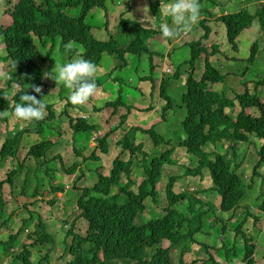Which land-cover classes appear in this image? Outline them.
Wrapping results in <instances>:
<instances>
[{"label": "trees", "instance_id": "trees-1", "mask_svg": "<svg viewBox=\"0 0 264 264\" xmlns=\"http://www.w3.org/2000/svg\"><path fill=\"white\" fill-rule=\"evenodd\" d=\"M3 1L6 3V16L11 19V24L7 27L0 25V48L3 43L4 57L9 60L10 70V62L18 61L14 73L17 77L6 81V84L8 88L17 84L21 88L10 97V100L5 94L6 90L0 89V111L11 112L15 103H22L19 97L25 91L26 94H34L28 85L48 86L45 79H42L45 67L41 66L39 60L51 61L54 50L59 49L61 52L71 53L70 60L75 57H83L94 62L97 67L102 64L105 55H114L116 62L110 72V79L119 84H124L125 81H121L115 73L130 66L131 59L128 55L141 58L144 54H151V75L146 78L141 77L140 80L152 83V96L154 90L158 88L160 98L167 103L162 109V116L165 119L168 111L172 108V99L168 93L170 84L180 78V72L175 70L173 75L171 73V76L161 78L156 85L158 80L153 77L154 71H152L155 68L153 63L155 53L151 52L147 46V40L156 33L155 30L143 29L137 21H122L121 19L119 29L124 35L127 34L131 38L129 45L122 47L113 37L107 41L97 40L93 28L87 23L93 11L100 10L106 13L109 11L107 0H62L60 2L44 0L41 5L37 0H20L15 5H11L8 0ZM158 1H161L162 10L164 0ZM260 1L264 2V0ZM199 3L201 4V2ZM158 8L160 7H157L154 14L156 17ZM256 9L254 13L241 10L221 16V21L227 28L228 42L232 44L234 51H237L235 40L243 30L252 25L253 21L260 22L264 33V6ZM73 10L77 11V17H72L69 14V11ZM130 12H132L131 8ZM205 13L206 10H200V15L205 16ZM167 23L171 25V20ZM208 23L209 21L206 20L202 22L205 34L201 39L185 43L190 47V54H192V58L189 60L192 64L190 66L192 71L189 72L185 81L186 91L181 96V103L186 110L182 122L184 139L175 146L171 147L169 142L154 128L148 130L143 127L127 129L128 121L133 120L131 115L135 114L138 108H129L127 112L122 109L126 107L121 99V90H119L117 98L108 101L105 105V110L109 112L106 123L111 128L108 129L106 125L105 128L108 130L103 133H101L102 124H91L90 118L87 117L73 118L68 115L70 117L69 126L75 139L79 133L96 132L98 129L97 133H101L95 139V142L98 141V143L89 157L86 158L75 150L78 157L84 158V164L89 161L90 163H100L102 156H105L106 161L111 156L114 158L110 175L106 177L98 172V183L92 189L82 190V194L78 198L77 207L80 218L84 219L87 224V232L85 235H80L75 233L73 228L67 232L66 236H72L73 239L70 245L73 261L69 264H174L171 261L169 248L183 243V251H186L190 243L195 242V239L196 243L203 245L206 251H210L214 247L195 236L198 232L210 235L217 231L215 229L209 232L204 230V222L210 212L223 223L222 228L218 231L222 235V240L217 241L218 246L219 242H223V245L216 251L223 253V259L234 260L239 255L240 263L238 264H264V250L261 252L263 261L259 262L256 256L257 245L254 243L253 237L255 230L250 233L248 224L251 218L253 220L251 227H254L259 222V218L264 217V103L256 94H251L248 88L243 94L235 95L233 99L225 96L217 99L213 93L209 92V86L221 83L224 76L211 62V59L220 53L218 46L212 45L211 52H209L205 45L204 40L208 41L211 35L210 27H205ZM106 28L110 34V20ZM102 29L100 28L99 31ZM69 44H80L84 47L83 51H79L76 46L66 47ZM49 45L50 50L46 54L44 51L48 49ZM251 54L252 57L249 60L253 62L255 56L253 48ZM202 55L206 57L205 68L202 79L197 80L194 77V67ZM95 83L98 89L103 86L101 80H95ZM259 84H264V79ZM5 96L6 99L3 98ZM37 98L43 99L47 105L46 117L40 121H32L34 124L40 125L38 129H19L15 132H8L0 149V160L19 156L22 146L28 144L30 147L29 156L38 161L42 160L41 169L46 168L45 174L52 184L55 180V173L50 167L53 165V161L58 160L60 156L49 158L47 153L56 143L47 139L32 145L31 135L42 133L43 125L54 121L56 113L54 104L45 102L43 92ZM61 100H65L67 106L72 105L66 97ZM233 107H238L240 110L236 118H232L228 113V109ZM150 110V108L139 109L146 115L150 114L148 113ZM253 110H257L258 115ZM97 112L101 113L102 109ZM118 112H121V116ZM10 119L11 117L0 119V124L7 126ZM114 122L117 123L113 124ZM49 128L56 131L52 125ZM55 128L58 129L59 126ZM120 128L122 131L127 130V134L115 142L114 135ZM139 132L149 134L156 148L162 147V145L170 148L149 161L148 158L151 156L143 151L144 145H137L135 142V136ZM58 135L62 137L63 132H59ZM253 137L257 140H254ZM242 144H248L249 147L254 146L258 152L259 161L251 170L248 167L251 165L246 164L245 158L237 165V159L241 160V157H238L236 150ZM176 148L185 149L188 154L198 157L197 166L195 168L187 167L182 177L185 179L200 178L204 181L210 176L212 181L210 192L221 198L222 202L219 206L206 204L200 198H195L194 194L190 192L176 193L174 184L176 178L179 180L178 177L171 178L164 190L161 188L162 195L160 196L158 187L163 179L165 167L178 166L173 159ZM215 148H217L216 151H214ZM223 149L229 153L222 154L221 152L225 151ZM246 153L248 154L249 150H246ZM65 166L63 173L66 175H74L81 167L79 165ZM23 168L24 165L18 171L7 174L4 181H0V204L3 203V197L6 194L5 187L9 190L15 185L14 178ZM139 170L142 171L143 178L136 182L132 174ZM248 172L253 175L250 182L245 180V174ZM257 178H260L261 181ZM123 179L126 181L124 182ZM249 183L251 184L249 185ZM246 187L247 193L244 192ZM52 189L54 193L66 192L65 188L61 187L54 186ZM249 192L253 195L248 196ZM35 194L40 196L38 190ZM254 194L261 196L259 199L261 202L257 203L252 200L256 212L251 214L243 209L245 207L242 203L245 197H249L251 200ZM163 198L167 206L161 211L160 218H158L156 214L158 208L162 207ZM54 201H51L50 204H53ZM148 205L155 207L156 212H151L148 218H144L142 225L137 224L138 217L148 211ZM183 206L186 207L184 210ZM199 206L201 208L208 207L209 210L202 213L201 210H197ZM0 211L1 215L2 207H0ZM241 212L243 213L241 222L236 224L230 220L231 227L225 223V216L236 219L235 217ZM66 222L64 221V223ZM233 231L239 237L233 236L232 238L230 234ZM36 234L38 235L36 243L42 247L46 243L54 244V238L41 219L36 225ZM241 238L244 240L243 245L239 243ZM164 241L169 243L168 246H161ZM17 242L18 238L11 236L7 242H0V247H5L6 254H11V248H14ZM31 248L32 246L30 250L29 248L27 250V246H25L22 254L15 258V262L18 264H41L33 261L36 254L31 251ZM232 252L234 254H231ZM182 256L178 264H193L184 261ZM46 258L48 259V256ZM211 263L218 264L215 254L210 260Z\"/></svg>", "mask_w": 264, "mask_h": 264}, {"label": "rangeland", "instance_id": "rangeland-1", "mask_svg": "<svg viewBox=\"0 0 264 264\" xmlns=\"http://www.w3.org/2000/svg\"><path fill=\"white\" fill-rule=\"evenodd\" d=\"M11 5L18 4L20 0H8ZM44 0H37L38 4L41 5ZM62 1V0H53ZM231 1V2H230ZM163 7L170 0L163 1ZM201 8L207 7L208 10L205 13V17L209 19V23L205 25L212 29V35L210 37L211 41H205L209 52H211L210 46L217 45L219 54H216L212 59V64L217 67L222 75L224 76V81L219 84L210 85V92L217 99L222 97H228L233 99L237 94H243L248 88L251 94H256L261 101L264 103V84H259L260 81L264 79V33L261 29L260 22L258 20L253 21L252 25L243 30L241 34L236 39L237 51H234L232 45L228 43L227 40V28L223 21L210 22L215 16H222L227 14H232L239 12L240 10H248L254 13L256 8H261L264 6L262 1H246L243 3L241 0H207L201 1ZM153 4V5H152ZM260 6H259V5ZM107 5L109 11H93L87 20L88 25H90L94 30V35L97 40L107 41L113 37L122 47H127L131 41L130 36L124 35L119 29L121 19L127 21H137L143 29H153L156 33L152 34L147 40V46L151 52H154L153 63L156 68L153 77L158 80L156 85L161 78L173 75L175 70L180 73V78L178 80L172 81L170 84V89L168 91L172 99V108L168 111L165 119L162 116V108L167 104L159 96V90L156 88L151 95V82H143L142 78L151 75V54H144L141 58L138 56H129L131 59V64L129 67H124L123 71H116L115 75L120 78V80L125 81L124 84L115 83L110 79V72L115 65V58L112 54L105 55L102 64L97 67V73L93 77L95 80H101L103 86L97 90L96 94L90 98V100L82 106H67L65 100H61L66 97L68 101V96L70 90L64 86L56 85L53 80L45 79L48 86H41L42 92L44 93V100L47 104H54V111L56 117L54 121L47 122L43 125L44 129L39 135H31L32 145L38 144L39 142H44L47 139L53 140L54 146L47 153L49 158L54 156H60L58 160L53 161V165L50 169L55 173V180L50 184V180L45 174L46 168H42V160L38 161L34 157L29 156L30 147L28 144L22 146V152L19 159H5L0 160V181H4L11 171H18L22 165H24L23 170L15 177V185L9 190L5 187V196L3 197V203L0 204L2 207V214L0 215V242H6L11 236L18 238V245L15 246V254L7 255L3 248L0 247V264H17L15 262V257L20 255L25 246L27 250L35 244V239L38 237L36 235V224L41 219L47 226L48 232L55 238V244L46 243L43 247L35 248V257L33 261L35 263L41 264H69L72 260L68 252V247L71 245L72 236H66L67 232L73 228L74 232L80 235H85L87 232V225L84 220L81 221L79 218L80 212L77 207L78 198L82 194V190L92 189L99 181V174L108 177L110 171L113 168L114 158L111 156L109 160H105V156H102V161L100 163H86L84 164V158L78 157L76 151L84 155V157H89L90 154L96 149L97 142L95 139L111 128L109 124L106 123L108 119V111L105 110V105L108 101L114 100L118 97V92L121 90V99L125 104L126 112L129 108L136 107L138 111L131 115V119L128 121V130L134 127H143L146 130L154 128L159 134H161L171 145L175 146L179 141L184 139V133L182 128V122L186 115L185 107L181 103V96L186 91L185 80L192 71V64H190V47L188 44H183L184 42H194L199 40L204 34L205 30L202 26V22H199L192 27V30L176 40L171 42L166 41L159 30V26L162 23L168 22L170 18L165 17L163 14V7L161 10V1L158 0H107ZM157 17L154 15L157 10ZM130 8L132 12H130ZM148 9V10H147ZM72 17H77V11H69ZM108 16V18H107ZM110 20V34L107 32V24ZM11 24V19L6 16V3L0 0V25L5 27ZM100 28H103L99 31ZM145 41V38H144ZM3 48V43L1 44ZM71 46H76L79 51H83L84 48L80 44H72ZM254 49V61L250 62L252 57L251 50ZM50 50V45L46 49V54ZM170 53V55H169ZM4 48L0 51V69L10 68L8 67L9 60L5 59ZM71 53L61 52L59 49H55L51 61H40L42 67H45V71H51L55 63L63 64L71 61L69 59ZM77 56V55H76ZM165 56V58H164ZM77 58V57H75ZM229 59V60H228ZM142 60V63L140 61ZM171 67L170 72L165 70ZM205 68V55H202L198 61L195 63L194 67V77L197 80L202 79ZM14 71H12L13 78ZM164 73V76H163ZM10 79V80H12ZM8 80V81H10ZM12 86V85H11ZM20 86L17 88L13 85L8 88L6 82L0 81V89H5V94L10 100L11 96L20 90ZM257 88V89H256ZM69 102V101H68ZM150 108L148 112L150 114L146 115L144 112H140L139 109ZM98 113V110H101ZM112 111V110H111ZM240 110L238 107H233L228 109V113L232 118H236ZM253 112L258 115L257 110ZM121 116V112H118ZM70 115L73 118L77 117H87L90 118L89 122L91 124L99 123L102 124L101 133L91 132V133H79L76 138L72 133L70 128ZM103 120V121H102ZM118 121V119H117ZM114 122L113 124H116ZM53 126L56 131H53L49 126ZM107 125V128L105 126ZM39 124L36 125L33 122L18 121L14 118L9 120L7 126L0 124V149L3 141L7 138L8 132L17 131L21 129H37ZM56 129L55 127H58ZM63 132L62 137L58 134ZM126 131H122L121 128L118 130L115 142L120 140ZM90 136V137H87ZM136 144H143V151L149 154L151 157L148 158L150 161L153 157L159 156L164 150L170 147H158L156 148L153 144L151 137L142 132H139L136 136ZM254 140H257L253 137ZM118 144V143H117ZM31 145V146H32ZM248 144H242L237 150L238 157L237 165L245 158L246 164L251 170L259 161L258 152L254 146H247ZM117 147V145H116ZM261 149V147H260ZM259 149V150H260ZM76 150V151H75ZM217 148L214 149L216 151ZM225 150V149H223ZM232 150V148H231ZM249 150V153H246ZM258 150V151H259ZM115 151V149H114ZM231 152V151H230ZM260 152V151H259ZM222 154H227L229 151L225 150L221 152ZM173 159L178 166L165 167L164 176L159 184L158 190L161 193V188L164 190L165 185L170 181L171 178L178 177L179 180L175 179V192H190L194 194L195 198H200L202 202L210 205L219 206L222 202L221 198L216 196L214 193L210 192L212 188L211 177L205 178V180L183 178L187 167L195 168L198 163V157L193 154H188L185 149L176 148ZM134 160V159H133ZM63 161V163H62ZM71 167V165L81 166L77 173L74 175H66L63 173L64 166ZM65 166V167H66ZM41 169V171H40ZM40 173V174H39ZM241 173V172H238ZM264 174V173H263ZM83 175V176H82ZM82 176V177H81ZM253 175L251 172L245 174L246 182H250ZM81 177V179H80ZM132 177L136 179L143 178L142 171L133 172ZM125 178V177H123ZM261 181L260 178H257ZM124 182L126 179H123ZM252 183V182H251ZM249 183V185L251 184ZM246 185H248L246 183ZM65 188V193L59 194L54 193L52 187ZM261 188V187H260ZM40 192V196H36V191ZM247 193V187L244 189ZM200 194V195H199ZM253 195L249 192L248 196ZM261 196L259 194H254L252 199L245 197L242 205L243 209L247 212L254 214L256 208L252 200L261 202L259 200ZM162 199V198H161ZM53 204H50L51 201ZM167 206L163 198L162 207L158 208L156 216L160 218L161 211ZM10 208V209H9ZM148 211L140 215L137 219L139 225L143 224L144 218H148L151 212H156V208L152 205H148ZM186 207L183 206V210ZM197 210H201L202 213L209 210L208 207L201 208L197 207ZM1 212V211H0ZM142 216V217H141ZM243 213L241 212L236 219H231L229 216H225V223L232 226L231 221L238 224L242 220ZM155 218V219H158ZM230 218V219H229ZM231 220V221H230ZM249 230L253 233L254 243L257 245L256 256L259 262L263 261V255L261 252L264 250V217L259 218V222L253 227H251L253 220L250 218ZM64 221H67L65 224ZM222 220H218L212 212L208 213L206 221L204 222V230L209 232L210 230H217L210 235L203 232L196 233L198 239H202L203 242L208 243L214 248L210 251H206L204 246L195 242L190 243L186 251H183V243H178L176 246L169 248V253L171 261L174 264H178L181 255L182 259L187 263L193 264H210V260L215 254V259L218 264H238L240 263L239 255L234 260L223 259L222 252H216L219 247L223 245V242L217 241L222 240V235L218 232L222 228ZM231 224V225H230ZM215 225V227H213ZM186 230V229H185ZM231 237L237 236L236 232L233 231ZM252 236V235H251ZM241 245L244 244V240L241 238ZM168 242L164 241L161 246H168ZM231 254H234L233 252ZM48 256V259L46 258ZM214 264V263H211Z\"/></svg>", "mask_w": 264, "mask_h": 264}, {"label": "clouds", "instance_id": "clouds-1", "mask_svg": "<svg viewBox=\"0 0 264 264\" xmlns=\"http://www.w3.org/2000/svg\"><path fill=\"white\" fill-rule=\"evenodd\" d=\"M241 1L243 3L246 2L245 0H241ZM247 1H249V0H247ZM55 2H58V1H55ZM262 3L264 4L263 1H262ZM205 8L208 10L207 7L201 8L199 0H170L169 3L164 5L163 14L166 17L170 18L171 25L167 22L160 24L159 30L161 32L162 37L166 41L168 40V42H171L172 40H176V39L180 38L182 35L190 32L192 30V27L194 25H196L199 22V20H200V24L204 20H206L208 22L209 21L208 18L205 19L206 17L204 15H200V10H206ZM207 10H206V12H207ZM225 15H228V14L226 13ZM222 16H224V15H222ZM221 18H222L221 16H215L214 18L211 19L210 22H219L221 20ZM211 35H212V29H211ZM211 35L209 36L208 41H211L210 40ZM185 43L186 42H184L183 44H185ZM235 44H236V42H235ZM230 45H232V44H230ZM66 47L70 48L71 45L70 44L66 45ZM169 55H170V53H169ZM164 58H165V56H164ZM17 63H18V61H16V60H12L10 62L11 70H9L8 68L0 69V81L6 82V81L13 78L12 70H14V72L16 71ZM155 68H156V66H155ZM171 69H172L171 67H168L165 71L170 72ZM96 73H97V66L94 62H92L91 60L85 59L83 57H77V58L72 59L71 61H69L67 63H63V64H56L55 63V66L51 71H45L42 74V79H51L55 82L56 85H63L64 87L69 89L70 94L68 96V101L74 106H82V105L86 104L90 100V98L96 94V92L98 90L97 84L95 83V80L93 79V77L96 75ZM163 76H164V73H163ZM28 78L31 79V77H28ZM143 82H148V81H143ZM216 84H219V83H216ZM16 87L18 88L19 84H17ZM28 88H31V91L34 94H26V91H25L19 97V99H20V101H22V103H15L13 106V110L11 112H9L7 110L0 111V119H7V118L11 117V118H14L18 121L32 122V121L43 120L46 117L47 105L43 102V99L37 98V96L42 93V87L35 85V84H32V85H28ZM151 89H152V87H151ZM208 90H209V92H210V90H212L210 86H209ZM3 98L6 99L7 97L5 96ZM13 132H15V131H13ZM21 152H22V149H21ZM8 158L9 159H19L20 155L17 157H13V158L8 157ZM8 158H4L2 160L8 159ZM11 172H14V171H11ZM110 173H111V171H110ZM79 218H80V215H79ZM80 219H81V221L84 220L82 218H80ZM65 224H67V223H65ZM36 239H35V244H32L33 246L31 248V251L34 253H35L36 247H38V246L42 247L41 245L36 243ZM54 244H55V238H54ZM17 245H18V242L15 243L14 248ZM14 248H11L12 253L7 254V255H14L15 254ZM3 250L6 253L5 247L3 248ZM68 252H69L70 256L72 257V260L70 261V262H72L73 261V255H71V253H70V246L68 247ZM20 255H18V256H20ZM17 257H15V258H17Z\"/></svg>", "mask_w": 264, "mask_h": 264}, {"label": "bare ground", "instance_id": "bare-ground-1", "mask_svg": "<svg viewBox=\"0 0 264 264\" xmlns=\"http://www.w3.org/2000/svg\"><path fill=\"white\" fill-rule=\"evenodd\" d=\"M141 208V207H140ZM142 262V261H141Z\"/></svg>", "mask_w": 264, "mask_h": 264}]
</instances>
